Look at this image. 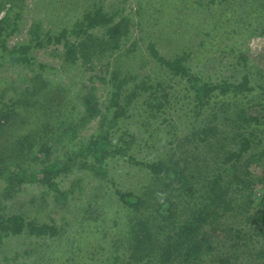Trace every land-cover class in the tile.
I'll return each mask as SVG.
<instances>
[{"label":"rangeland","instance_id":"1","mask_svg":"<svg viewBox=\"0 0 264 264\" xmlns=\"http://www.w3.org/2000/svg\"><path fill=\"white\" fill-rule=\"evenodd\" d=\"M99 1L23 0L16 7L15 30L6 33L9 48L28 41L35 23L42 37L27 53L30 65L0 58V101L8 102L13 94L4 90L3 79L14 83V92L22 97L28 96L22 92L26 87L43 88L45 96L38 99L35 111L47 106L57 113L55 118L72 119L78 127L73 143L53 130L57 141L51 146V159H70L68 168L54 177V185L49 180L7 191L0 181V221L18 216L58 228L56 235L42 237L28 230L14 234L0 229V264H108L116 256L121 261L126 241L122 233L141 213L124 206L120 194L148 202L154 196L168 198L170 193L154 182L155 173L146 164L188 155L193 161L198 147L205 163L210 159L213 169L226 168L227 202L186 244L198 247L188 261L166 259L163 250L179 239L177 227L206 203L198 193L192 197L171 189L174 215L163 224L152 264H264V0H101L105 12L116 16L115 22L120 16L132 20L130 33L119 47L105 48L100 46L106 40L105 29H90L100 42L88 50V59L67 60L64 41L48 42L44 34L56 38L70 30L85 9L94 2L101 5ZM5 5L0 21L11 7ZM66 40L76 42L70 33ZM152 46L166 61L185 66L191 82L154 59ZM205 83L229 89L205 96L202 105L196 88ZM239 85L247 91L238 92ZM117 93L121 98L114 105ZM88 94L94 96L97 114L82 121ZM9 126L0 131V159L6 161L17 143V134L7 133ZM102 129L109 130L115 146L126 153L106 159L103 172L96 173L80 167L76 151ZM203 130L210 135L206 142L199 141ZM246 140L247 150L229 163L228 156ZM31 149L21 157L28 169L38 158ZM199 191L204 196L207 188ZM160 205L156 201L154 209H143V216L148 219Z\"/></svg>","mask_w":264,"mask_h":264},{"label":"trees","instance_id":"2","mask_svg":"<svg viewBox=\"0 0 264 264\" xmlns=\"http://www.w3.org/2000/svg\"><path fill=\"white\" fill-rule=\"evenodd\" d=\"M19 2L23 5V0H0V10L6 7V3L11 4L10 10H8L6 16L0 21V58L9 56L10 59H8L10 62L25 64L27 66L30 65V59L27 53L32 45H36L41 41L40 37H42V35L39 25L35 23L33 28L30 29L31 38L28 41L16 45L13 48L7 47L6 39L9 34L6 36V33L14 31L16 28L15 16L19 14L16 7ZM99 2H101V0ZM115 18L116 16L112 12H105L103 1L101 5L94 2L85 9L84 17L76 20L72 24L70 30L65 29L61 31L60 35L56 38L48 32L44 34L43 38L47 39L48 42L51 40L62 42L63 40V47L67 60L75 61L79 56L83 59H88V56H90L88 50L93 49L95 43L100 42L89 34L88 31L90 29H105L106 40L100 42V46H105V48L119 47L120 41L130 33L132 20L128 16H120L121 19L115 22ZM68 33L75 36L76 42L71 43L66 40V34ZM151 48V55L154 59L168 66L175 71L177 75L189 78L188 69L185 66H182L178 61H166V59L160 56L155 50L154 46ZM191 80L192 79L189 78L190 82ZM195 80L197 81V79ZM2 83L5 85L4 90H12L13 94L8 102H3V99L0 101V131L8 124L10 126L8 127L7 133L10 132V137L17 134V143L12 146V152L7 156L8 161H6L5 158L0 159V181L6 184L4 190L13 191L15 188L19 189L26 183H47L49 180H51L54 185V177L68 168L70 159L68 157L60 160L51 159V146L57 141V138H54L55 133L53 130H60L63 137L68 142L73 143L76 140L75 133L78 125H76L72 119L55 118L57 113H55L53 109L49 111L47 106L44 108V111H38L40 114L35 111L36 105L39 103L38 99L45 96L43 88H34L33 85L26 87L22 92H24V95L27 94L28 96L25 95V97H22L14 92V90H18V88H13L14 83L7 82V79H3ZM8 83H10V86H8ZM228 89L226 85L221 86L205 83L202 87L196 88L197 100L200 104L204 105L206 101V99H204L205 96H212L218 90L225 94ZM236 90L238 92L247 91L244 85L237 86ZM84 98L85 109L82 121L85 119L86 115L89 116L90 114V116H93V114H97V112H95L96 108L92 106L93 94H88V96ZM120 98L119 93L115 94L114 105L118 104L117 101H119ZM43 105L46 104L43 102ZM65 125L67 127H64ZM111 125H116V119H113ZM38 129H44V131H39L41 132L39 133L36 131ZM22 130L23 132H21ZM110 135L109 130L102 129L88 144L81 146L79 150L76 151L77 158H79L78 163H80L81 168H88L96 173L103 172L101 167L104 165L103 163L106 159L115 157L116 153H126L124 147H120L118 144L117 147L115 146ZM199 135L203 136V139L199 140L200 142H206V140L210 138L207 130L199 131ZM120 139L121 138L118 140ZM117 143H120V141ZM244 143V145H241V149L234 151L228 156L229 163H231L232 159L239 158L243 155V152L247 150V140ZM210 146L211 145L208 144V147ZM26 148H32L31 150L37 154L36 157L38 156L29 169L28 165H26L25 161L21 158ZM196 151L197 152L192 155L193 161L190 159V155H188L186 158L175 157L172 161L161 162L160 164H146L147 169L155 173L154 175L152 174L154 182L161 187L160 189L170 193L168 198H162L160 195L158 199L154 196L151 197L148 202L141 197L120 194V199L126 202L122 204L124 206H129L127 207L128 209L132 208L136 212H140V218L143 217V219L134 218L130 221V224L122 233L126 238L124 242L125 246H123V253L125 252L124 258L119 261L116 256L115 259H110L112 261L108 264H152L150 256L152 253H156L157 243H159V240H162L161 236L164 234L162 233L164 229L163 224L174 215V205L171 203L173 195L171 196V193L172 191L181 192L182 190H184V193H191L192 197H197L198 193L206 203L203 204L201 209L193 214L187 222L177 227L178 235H180L179 239L174 243H168V247L163 250V253H165L163 257L170 259L174 256V259H182L181 261L183 262L188 261L192 257V252L197 250L198 247L196 245L187 246L186 244L192 241L193 236H199L198 232L201 227L207 225V219L209 217L212 218L216 216L218 211L223 210V203L227 202L226 194L230 187V184L225 179L227 175L226 168L223 169L216 166L215 169H213L209 164L210 159L207 158L208 163H205L203 159L204 154L199 150V147ZM193 163L194 170H191L190 167ZM137 164L142 165L143 163L138 162ZM196 180L203 181V184L197 186ZM200 188H207V192L204 193V196H202L203 193L201 195L199 191ZM171 189L173 190L170 191ZM149 194L153 195V192L150 191ZM126 199H128V201H126ZM156 201H159V204H161L156 208V213H154L157 217L153 215L154 203ZM261 201L264 202V195ZM150 206H153V209L146 216L148 217L147 219L144 217L145 215L142 214V210L146 208V211H149ZM160 212L162 213L160 214ZM0 229L3 232L14 234L28 230L34 237H42L45 235L54 236L58 233V228L55 227V225H50L48 223H28L25 219L18 216L1 219ZM181 239L183 242L179 241ZM198 243H200V241Z\"/></svg>","mask_w":264,"mask_h":264}]
</instances>
